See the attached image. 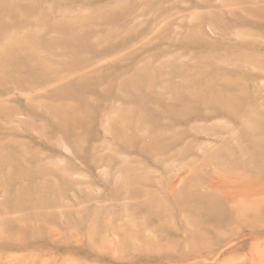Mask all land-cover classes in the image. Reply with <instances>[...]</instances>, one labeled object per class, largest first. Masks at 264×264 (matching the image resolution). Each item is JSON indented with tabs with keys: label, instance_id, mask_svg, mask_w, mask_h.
<instances>
[{
	"label": "rangeland",
	"instance_id": "1",
	"mask_svg": "<svg viewBox=\"0 0 264 264\" xmlns=\"http://www.w3.org/2000/svg\"><path fill=\"white\" fill-rule=\"evenodd\" d=\"M0 264H264V0H0Z\"/></svg>",
	"mask_w": 264,
	"mask_h": 264
}]
</instances>
